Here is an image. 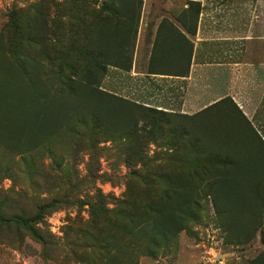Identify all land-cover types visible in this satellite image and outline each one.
I'll return each mask as SVG.
<instances>
[{
	"label": "trees",
	"instance_id": "obj_1",
	"mask_svg": "<svg viewBox=\"0 0 264 264\" xmlns=\"http://www.w3.org/2000/svg\"><path fill=\"white\" fill-rule=\"evenodd\" d=\"M100 1H87L91 12L82 8V14L70 13L74 22H63L59 11L57 17H46L50 30L56 31L52 54L35 50L41 43L37 26L26 37V28L19 24L33 14L16 12L0 32V141L7 150L53 155L60 145L88 132L103 141H123L131 183L115 209L106 208L98 195L91 204L89 228L79 229L67 244L71 258L113 264L112 238L106 231L116 217L125 239L142 245L137 253L157 256L202 217L207 197L226 244L248 245L259 232L263 237L262 137L229 97L189 116L104 89L110 67L132 70L144 0ZM187 4L178 20L193 37L202 5L195 0ZM188 44L185 76L194 52V43ZM28 47L35 51L27 53ZM219 110L236 112L237 123L205 118ZM152 143L163 150L151 155ZM48 205L33 217L13 215L11 221L33 230L31 223L42 222ZM246 264H264V251Z\"/></svg>",
	"mask_w": 264,
	"mask_h": 264
},
{
	"label": "rangeland",
	"instance_id": "obj_2",
	"mask_svg": "<svg viewBox=\"0 0 264 264\" xmlns=\"http://www.w3.org/2000/svg\"><path fill=\"white\" fill-rule=\"evenodd\" d=\"M87 1L0 0V32L16 12L33 14L28 19L20 20L19 24L26 28V37L30 35L31 28L37 26L41 43L35 50H47L52 54L50 44L56 38V31L54 28L50 30L47 18L57 17L59 11L64 22L71 20L72 12L82 14V8L87 12L90 9L91 12L93 7ZM195 1L202 5L200 19L204 24H238L240 36H243L246 20L258 16L264 5V0ZM183 4L185 0H180L179 7L176 6L174 10L180 12ZM87 16L86 13V19ZM91 23V20L87 21L89 29ZM64 34L67 35L66 32ZM3 35L7 37V31ZM47 39L49 43L45 44ZM33 48L28 47L25 51L31 54L35 51ZM131 71L109 68L104 89L140 103H153L157 108L158 103L165 104V111L189 116L204 109L203 105L195 109L184 108L177 91L180 89L178 83L166 86L167 89H175L173 94H161L160 90L165 88L162 82H157L158 88H155L146 79L133 77ZM184 109L186 112H183ZM205 118L229 120L233 126L237 123L238 114L219 110L207 113ZM122 144L123 141H103L88 132L85 136L60 145L51 155L43 150L16 153L7 150L0 141V264H102L91 259L81 263L71 258L67 244L78 237L79 229L89 228L91 204L97 202L98 195L104 198L106 208L115 209L116 203L127 192V186L131 183V169L124 163L125 148ZM149 149L153 155L163 150V147L152 143ZM45 204L49 205L42 210V222H32L33 230L11 221L13 215L33 217L39 212V207ZM203 204L205 210L202 217L182 231L175 243L163 248L157 256L137 253L142 245L136 243L135 246L125 239L120 219L115 213L117 221L106 231L113 244L110 261L113 264H246L264 251V234L262 237L260 232L257 239L248 245L226 244L225 234L216 222L211 198H205ZM135 247L136 250L128 251Z\"/></svg>",
	"mask_w": 264,
	"mask_h": 264
},
{
	"label": "crops",
	"instance_id": "obj_3",
	"mask_svg": "<svg viewBox=\"0 0 264 264\" xmlns=\"http://www.w3.org/2000/svg\"><path fill=\"white\" fill-rule=\"evenodd\" d=\"M188 1L178 12L174 8L180 0H144L131 75L146 79L155 88L162 82L165 88L161 94H173L175 89L166 86L178 83L184 108L203 105L205 109L229 97L264 141V5L258 16L246 20L243 36L238 24L214 26L200 19L197 33L191 37L178 20ZM189 40L194 52L190 73L185 76Z\"/></svg>",
	"mask_w": 264,
	"mask_h": 264
}]
</instances>
